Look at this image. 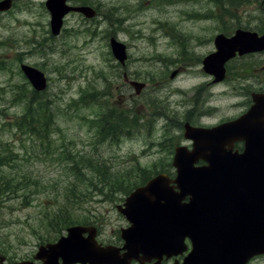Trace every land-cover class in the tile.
<instances>
[{
    "label": "rangeland",
    "instance_id": "rangeland-1",
    "mask_svg": "<svg viewBox=\"0 0 264 264\" xmlns=\"http://www.w3.org/2000/svg\"><path fill=\"white\" fill-rule=\"evenodd\" d=\"M217 2L92 0L98 16L68 15L59 36L51 33L45 0H14L13 8L0 14V154L15 158L0 172L34 180V186L0 200V245L57 241L68 235L59 229L70 221L98 227L103 244L123 243L120 231L129 223L118 206L141 186L143 173L176 176V148H192L184 137L186 122L213 127L249 109L251 94L259 90L244 87L249 84L238 78L239 62L228 64L224 82L213 83L202 61L216 51L213 41L219 33L264 32V0ZM112 37L127 46L124 67L112 54ZM22 64L48 79L38 96L54 120L49 138L28 128L21 133L15 125L27 115L33 96ZM125 74L145 85L140 93ZM112 106L126 116L117 137L101 133V119ZM107 123L115 125V119ZM78 155L106 162L108 171L127 173L121 180L126 187L112 193L109 186L91 185L103 177L92 175L87 166L78 176L72 169L74 161H81ZM60 210L71 220H58L50 228L49 218ZM250 264H264V258Z\"/></svg>",
    "mask_w": 264,
    "mask_h": 264
},
{
    "label": "water",
    "instance_id": "water-1",
    "mask_svg": "<svg viewBox=\"0 0 264 264\" xmlns=\"http://www.w3.org/2000/svg\"><path fill=\"white\" fill-rule=\"evenodd\" d=\"M11 7L12 0L0 1V12ZM46 7L54 36L60 35L71 12L96 16L92 8L69 6L67 0H47ZM110 44L116 60L125 65L126 45L115 38ZM215 47L217 51L207 56L203 65L204 71L215 77L214 83H219L226 77V63L237 54L264 50V35L238 30L230 38L218 35ZM21 69L36 91L47 88L43 72L28 65ZM131 85L137 93L145 86ZM252 96L253 106L234 121L210 129L185 124V138L193 141V150L176 148V178L160 174L137 188L124 206H118L131 224L122 230L127 258L88 247L99 245L95 229L75 226L58 242L47 244L52 255L49 264H58L59 258L64 264H130L134 259L143 263L181 253L186 239L191 240L194 250L185 264H200L202 259L201 264H247L264 254V94ZM237 141L246 143L242 154L226 148ZM201 160L207 165L197 167ZM85 233H89L87 238Z\"/></svg>",
    "mask_w": 264,
    "mask_h": 264
},
{
    "label": "trees",
    "instance_id": "trees-1",
    "mask_svg": "<svg viewBox=\"0 0 264 264\" xmlns=\"http://www.w3.org/2000/svg\"><path fill=\"white\" fill-rule=\"evenodd\" d=\"M212 1L217 2V0H212ZM233 2H234V0H233ZM87 4L92 5L91 2H87ZM216 4H218V2ZM34 104H36V106H37L35 110L33 109V107L35 106ZM33 110L35 111L36 115L40 114L39 118L34 119L35 117L32 115ZM127 115H128V112H127ZM29 116H32V117H30L31 122L28 121ZM108 118H111V120L115 119V125L108 124L107 123ZM101 120H102L101 133L105 132L108 135L111 134L114 137H117V134H118L117 129L120 125H125L126 116H125L124 112H119L115 108V106H112L109 109V112L107 113V115L103 116ZM128 122L129 121H128V116H127V123ZM31 123H33V125H34L33 130L30 128ZM15 125L18 127V130L21 131V133L26 132L24 130H25V128H28L27 130H30L34 133H36V130H37L38 136L41 139L49 138L50 133H51L50 127H51V125H54V120L52 118V115H47V111L45 109H43L41 101L39 100L38 93H35L34 100H32V99L29 100V110H28L27 115H25V117L21 120V122L16 123ZM110 129H114V130L109 131ZM3 154H4V156L2 157ZM78 159H80L81 161L80 162L74 161V166L72 168L78 176L80 175V172L82 170H84L87 166L88 171H90L92 173V175L96 174V175L103 177V180H101L100 182H97V183L91 182V185L109 186V187H111L110 192L117 193L118 191H121L118 189L123 187L124 184H126V182H123L121 180L127 179V173L123 174L120 170L108 171L109 166L107 165L106 162L101 161L100 159H97L94 161L92 158H87L83 155H78ZM13 162H15V158L13 156L11 159H9L8 155H5V153L0 154V170H3L4 166L11 165V163H13ZM83 164L85 166H82ZM119 171L121 173H119ZM151 177H152L151 174L143 173L141 175L143 182H141L140 185H144L149 179H151ZM32 181H34L32 178L29 179L26 176H21V178H19L18 176L14 175V174L5 175V173L0 172V195H1L0 200H2L4 195H6V194L18 195L19 191H22L23 189L29 188L30 185L34 186V183L31 184ZM133 186H130V187L134 188L135 186L134 187ZM124 187H126V186H124ZM125 192L127 193V188L125 189ZM60 211H62V212L61 213L56 212L55 214H53L49 218V227L50 228L55 229V226H58V223L55 224V222H58V220H61V219L71 220L72 217L71 218H70V216L65 217L67 215L63 214V211H66V210H60ZM76 222H81V221H70L69 225H72ZM51 224H52V226H51ZM69 225L66 224L65 226H61V228L59 229V232L64 231L67 227H69Z\"/></svg>",
    "mask_w": 264,
    "mask_h": 264
},
{
    "label": "flooded vegetation",
    "instance_id": "flooded-vegetation-1",
    "mask_svg": "<svg viewBox=\"0 0 264 264\" xmlns=\"http://www.w3.org/2000/svg\"><path fill=\"white\" fill-rule=\"evenodd\" d=\"M69 2L70 4L75 6L77 5L89 6L87 2L92 3V0H69ZM258 33L260 35L264 34V32H259V31ZM234 60L239 62L238 68L241 70L240 72H238L239 73L238 78H240L242 82L246 81L247 84H249L248 87L245 85L244 87L249 89H257L259 90L260 93H264V50L240 57L238 56ZM246 65H249L248 68H246ZM256 74H258V76H256ZM227 150H231V148H227ZM233 150L235 152L242 153L245 150V143L244 142L235 143L233 146ZM81 225L95 227L97 229V235L99 240L100 230L98 229V227L87 224L85 221L84 224ZM99 243L101 245H88V247L91 248L92 246H94L96 248H99V250L112 252L113 255L116 257L127 258V250L124 249L125 245H123L122 242L119 244H114V242L103 244L102 242L99 241ZM41 248H45V249H41ZM49 248L50 245H20V246L0 245V264H45V260L48 259L49 256H51L48 253ZM189 251H190V247L188 248L187 252H185V254L177 257H172L170 260H173V263L175 261L178 263H182L185 256L189 253ZM164 260H166V258H164ZM59 262L61 264L63 263L61 259H59ZM155 263L156 260H152L151 262H146L145 264H155ZM77 264H81V263H77ZM131 264H141V263L135 260Z\"/></svg>",
    "mask_w": 264,
    "mask_h": 264
}]
</instances>
